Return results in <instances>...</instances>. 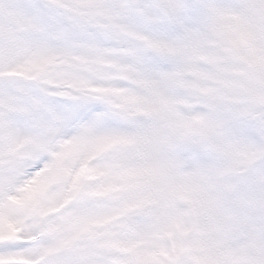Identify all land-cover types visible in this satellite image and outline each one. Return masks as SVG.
Listing matches in <instances>:
<instances>
[{
	"label": "snow or ice",
	"instance_id": "6c2138e0",
	"mask_svg": "<svg viewBox=\"0 0 264 264\" xmlns=\"http://www.w3.org/2000/svg\"><path fill=\"white\" fill-rule=\"evenodd\" d=\"M0 264H264V0H0Z\"/></svg>",
	"mask_w": 264,
	"mask_h": 264
}]
</instances>
